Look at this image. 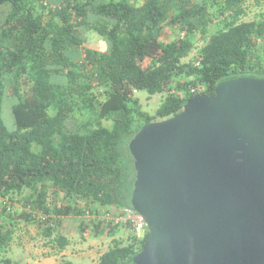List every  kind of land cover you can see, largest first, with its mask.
I'll return each mask as SVG.
<instances>
[{"label": "trees", "instance_id": "1", "mask_svg": "<svg viewBox=\"0 0 264 264\" xmlns=\"http://www.w3.org/2000/svg\"><path fill=\"white\" fill-rule=\"evenodd\" d=\"M246 1L0 0V264H20L4 256L15 217L58 250L68 239L52 221L62 216L114 235L98 216L131 207L128 142L139 127L212 95L220 80L264 78V10L243 20ZM195 39L203 43L185 61ZM139 91L164 95L152 114ZM147 235L114 238L96 264H135Z\"/></svg>", "mask_w": 264, "mask_h": 264}, {"label": "water", "instance_id": "2", "mask_svg": "<svg viewBox=\"0 0 264 264\" xmlns=\"http://www.w3.org/2000/svg\"><path fill=\"white\" fill-rule=\"evenodd\" d=\"M128 150L130 205L148 231L135 264H264V78L193 94Z\"/></svg>", "mask_w": 264, "mask_h": 264}, {"label": "rangeland", "instance_id": "3", "mask_svg": "<svg viewBox=\"0 0 264 264\" xmlns=\"http://www.w3.org/2000/svg\"><path fill=\"white\" fill-rule=\"evenodd\" d=\"M245 9L246 14L242 19H255L264 10V0H247ZM164 34V38H169L168 30H165ZM202 43L201 39H195L192 50L184 60L187 61L189 58L194 57ZM80 55L82 58L83 54L81 53ZM135 95L139 100L141 109L150 114L155 111L164 96L159 93L149 96L145 91L136 92ZM83 117L85 116H78L77 119L72 120V123L75 120L83 119ZM3 118L6 124L12 121L9 106L3 108ZM103 124L109 126L110 121H103ZM19 197L18 195L15 196L16 199ZM53 200H55V204H58L61 202V196L57 195ZM80 204L83 203L80 202ZM12 206L9 209L13 212L16 209H20V204L17 201ZM52 222L58 232L68 239V244L63 250H58L55 247L56 243L49 241V238L41 233V227L38 224L26 222L15 217L13 236L9 247L4 252V256L20 264L26 262L33 264H59L65 260L71 261L72 264H96L100 254L112 245L114 238L120 239L122 242H127L130 238L128 231L120 227L112 236L106 233L96 234L89 222L85 231L81 232L79 230L78 217L72 215L56 218Z\"/></svg>", "mask_w": 264, "mask_h": 264}, {"label": "built area", "instance_id": "4", "mask_svg": "<svg viewBox=\"0 0 264 264\" xmlns=\"http://www.w3.org/2000/svg\"><path fill=\"white\" fill-rule=\"evenodd\" d=\"M91 217L94 218L95 215H91ZM98 219L101 220L102 224L106 225L108 228L110 226L124 228L128 231L130 235L129 237L135 236L140 238L147 230L143 217L132 207L104 210L98 216Z\"/></svg>", "mask_w": 264, "mask_h": 264}]
</instances>
